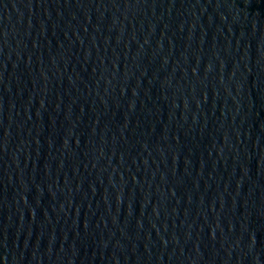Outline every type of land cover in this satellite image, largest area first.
<instances>
[{"label":"water","instance_id":"1","mask_svg":"<svg viewBox=\"0 0 264 264\" xmlns=\"http://www.w3.org/2000/svg\"><path fill=\"white\" fill-rule=\"evenodd\" d=\"M0 264H264V0H0Z\"/></svg>","mask_w":264,"mask_h":264}]
</instances>
